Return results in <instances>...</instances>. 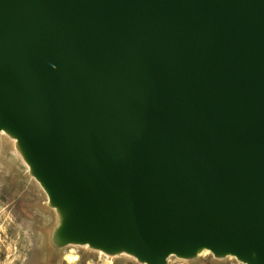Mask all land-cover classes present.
Returning a JSON list of instances; mask_svg holds the SVG:
<instances>
[{
    "label": "water",
    "instance_id": "95a60500",
    "mask_svg": "<svg viewBox=\"0 0 264 264\" xmlns=\"http://www.w3.org/2000/svg\"><path fill=\"white\" fill-rule=\"evenodd\" d=\"M66 243L264 264V0H0V132Z\"/></svg>",
    "mask_w": 264,
    "mask_h": 264
},
{
    "label": "rangeland",
    "instance_id": "374dc122",
    "mask_svg": "<svg viewBox=\"0 0 264 264\" xmlns=\"http://www.w3.org/2000/svg\"><path fill=\"white\" fill-rule=\"evenodd\" d=\"M63 219L64 212L53 205L18 139L2 130L0 264H147L124 251L110 253L90 244L63 242L58 236ZM164 264L249 263L203 249L192 257L169 255Z\"/></svg>",
    "mask_w": 264,
    "mask_h": 264
},
{
    "label": "bare ground",
    "instance_id": "6f19581e",
    "mask_svg": "<svg viewBox=\"0 0 264 264\" xmlns=\"http://www.w3.org/2000/svg\"><path fill=\"white\" fill-rule=\"evenodd\" d=\"M43 185V184H42ZM64 220V219H63ZM60 229V228H59ZM58 236L60 237V239H62L61 238V235H60V233L58 232ZM99 249H101V248H99ZM101 250H103V251H105L104 249H101ZM201 250H203V249H199L197 252H200ZM206 250H209V249H206ZM121 251H124V250H121ZM210 251V250H209ZM124 252H127V251H124ZM115 253V252H114ZM128 253V252H127ZM130 254V253H129ZM174 254V253H173ZM173 254H171V255H173ZM131 255H133V254H131ZM135 256V255H134ZM73 257V256H72ZM107 259V258H106ZM70 260V259H69ZM72 260V259H71ZM112 262V261H111Z\"/></svg>",
    "mask_w": 264,
    "mask_h": 264
}]
</instances>
